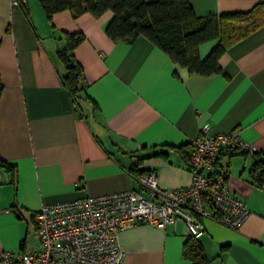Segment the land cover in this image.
<instances>
[{
	"label": "crops",
	"instance_id": "0c3cea01",
	"mask_svg": "<svg viewBox=\"0 0 264 264\" xmlns=\"http://www.w3.org/2000/svg\"><path fill=\"white\" fill-rule=\"evenodd\" d=\"M258 1L189 3L205 16L247 11ZM25 7L0 0V157L15 166L14 173L0 168V254L38 247L33 212L43 203L137 188L133 157L156 172L161 188L188 185V160L177 147L207 122L211 132L236 131L254 148L220 156L248 214L239 228L202 218L198 239L208 264H264V182L249 175L253 153L264 150V23L226 47L220 72L202 75L143 35L112 40L105 32L110 10L98 17L56 12L53 32L38 0ZM63 31L84 35L73 50L89 99L81 110L61 80L55 34ZM218 41L201 43L200 58ZM186 236L182 222L121 228L122 264H191L182 255Z\"/></svg>",
	"mask_w": 264,
	"mask_h": 264
},
{
	"label": "built area",
	"instance_id": "2783aa9c",
	"mask_svg": "<svg viewBox=\"0 0 264 264\" xmlns=\"http://www.w3.org/2000/svg\"><path fill=\"white\" fill-rule=\"evenodd\" d=\"M9 2L22 8L27 0ZM253 150L236 131L211 132L204 122L198 134L188 140V185L161 188L156 172L147 169L135 176V189L43 203L33 212L38 247L3 251L0 264H122L117 233L139 223L163 228L182 222L185 234L194 238L202 234L205 217L239 228L248 209L231 189L229 170L220 156ZM135 160L133 157L132 162Z\"/></svg>",
	"mask_w": 264,
	"mask_h": 264
},
{
	"label": "trees",
	"instance_id": "16d2710c",
	"mask_svg": "<svg viewBox=\"0 0 264 264\" xmlns=\"http://www.w3.org/2000/svg\"><path fill=\"white\" fill-rule=\"evenodd\" d=\"M54 32L51 17L62 10L74 15L89 13L98 17L110 10L112 17L105 32L114 41H133L143 35L164 51L172 62L186 67L190 73L208 75L220 72L219 57L226 47L264 23V0L255 3L249 10L221 14L195 15L189 0H38ZM26 5V4H25ZM25 5L22 7L27 12ZM84 38L81 32H59L55 34L56 54L65 68L61 80L67 89L73 105L81 110L83 98V70L73 50ZM218 38L217 44L200 58L198 47L201 43ZM1 90V86H0ZM188 160V143L177 147ZM229 151L227 153H232ZM246 153V151H241ZM155 154V153H153ZM158 154V153H156ZM260 153H253L254 163L249 175L258 186L264 182V162ZM142 157H136L129 172L139 175ZM0 168L14 173L15 166L0 157ZM182 255L191 264H208L202 243L198 238L187 235L182 245Z\"/></svg>",
	"mask_w": 264,
	"mask_h": 264
}]
</instances>
